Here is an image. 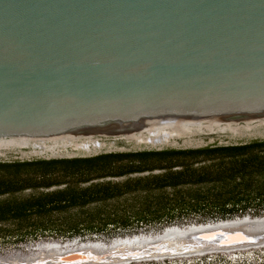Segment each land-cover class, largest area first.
Wrapping results in <instances>:
<instances>
[{"label": "water", "instance_id": "obj_1", "mask_svg": "<svg viewBox=\"0 0 264 264\" xmlns=\"http://www.w3.org/2000/svg\"><path fill=\"white\" fill-rule=\"evenodd\" d=\"M264 142V0H0V163ZM264 248V212L41 240L0 264Z\"/></svg>", "mask_w": 264, "mask_h": 264}, {"label": "trees", "instance_id": "obj_2", "mask_svg": "<svg viewBox=\"0 0 264 264\" xmlns=\"http://www.w3.org/2000/svg\"><path fill=\"white\" fill-rule=\"evenodd\" d=\"M229 159L232 165L225 168ZM199 161L217 163L219 170L214 173L213 168H198ZM157 171L161 173L155 174ZM146 173L148 176L130 178ZM59 175L62 182L54 179ZM121 177L127 178L121 184L99 182ZM229 177L234 183L238 178L246 180L245 199L239 196L244 192H237L234 185L232 195L225 191L215 196L214 183ZM84 184L89 185L82 188ZM63 185V189L48 191ZM27 191L32 195L19 196ZM137 194L146 197L129 209H100L76 218L65 217L74 210L86 211L91 205ZM249 209H264V142L0 163V248L51 239L115 237L194 218L200 222L215 217L230 219Z\"/></svg>", "mask_w": 264, "mask_h": 264}, {"label": "flooded vegetation", "instance_id": "obj_3", "mask_svg": "<svg viewBox=\"0 0 264 264\" xmlns=\"http://www.w3.org/2000/svg\"><path fill=\"white\" fill-rule=\"evenodd\" d=\"M254 143H258V142H254ZM254 143H249L245 145H250ZM241 146H244V145H241ZM228 147H232V146H228ZM223 180H224L223 178H218V181L214 183V186H216V189H214V193L216 197L219 196V193L225 192V191L228 192V194L232 195L234 186L236 187L238 186L237 192H241V193L242 191L244 192L243 194H239V196H242L244 199L246 198V180L238 178V180H236L235 183L234 181L230 179V177L227 179L225 178V181ZM263 212H264V209L263 210L260 209L258 211L249 209L243 215H237V216H244L247 214H250L252 216H260L262 215ZM194 220L200 222L198 218H194L188 221H194ZM212 220H226V219H221L218 217H215L212 219L206 218V219H203L201 222L212 221ZM144 230H147V229H144ZM27 244H31V243H25V244L19 245L18 247L13 248L12 250H9V251L21 249L23 245H27ZM5 252H8V251H0V254H3ZM133 264H264V248L247 250V251L246 250L237 251V252H231V253H215V254H208V255L196 256V257H190V258L174 259V260L152 261V262H142V263H133Z\"/></svg>", "mask_w": 264, "mask_h": 264}, {"label": "rangeland", "instance_id": "obj_4", "mask_svg": "<svg viewBox=\"0 0 264 264\" xmlns=\"http://www.w3.org/2000/svg\"><path fill=\"white\" fill-rule=\"evenodd\" d=\"M238 146H241V145H238ZM228 147V146H227ZM86 158H92V157H86ZM73 159H76V158H73ZM48 161V160H47ZM232 161L227 160L225 161V168H228V167H231L230 165ZM216 164H210L208 161L207 162H203V161H199L198 163V168L200 167H208V168H213L214 170H212V172H216L217 170H219L218 167H216ZM216 167V168H215ZM179 168H177L176 170H178ZM161 173L160 171H157L155 172V174H159ZM149 173H146V174H136V175H133L131 176L130 178L134 179V178H138V177H144V176H148ZM55 180L59 181V182H62L64 180V178L59 175V176H56L54 177ZM127 178L125 177H121V178H108V179H105V180H100L99 182L100 183H103V182H112V183H123L126 181ZM99 183V184H100ZM258 184V182H257ZM89 184H84L82 185V188H86ZM65 186H61V187H54L48 191H54V190H57V189H63ZM209 187V186H207ZM207 187H204V188H207ZM203 188V187H202ZM231 188V186H230ZM33 192H36V193H41L42 191H33ZM169 194H172V192H169ZM32 195V191H27L21 195H19L20 197L22 198H25V197H29ZM145 195L143 194H137V195H127L123 198H120V199H117V200H114V201H109L107 202L106 204H95V205H91L89 206L86 211H81V210H74V211H71L70 213H67L65 217H78V216H82L85 212H89V213H93L95 212L96 210H104V211H107V212H112V211H119V210H124V209H129V207L135 205V204H138L140 202H142L144 199H145ZM9 250H12V249H7V247L5 246H2V248H0V251H9Z\"/></svg>", "mask_w": 264, "mask_h": 264}]
</instances>
